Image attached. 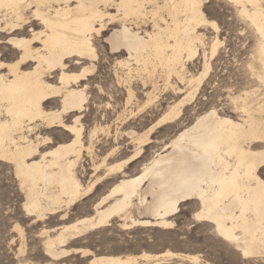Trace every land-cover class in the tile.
Segmentation results:
<instances>
[{"label": "snow or ice", "instance_id": "obj_1", "mask_svg": "<svg viewBox=\"0 0 264 264\" xmlns=\"http://www.w3.org/2000/svg\"><path fill=\"white\" fill-rule=\"evenodd\" d=\"M223 9V0H0V250L15 252L8 264H54L33 224L43 218L37 209L55 210L47 193L78 158L66 149L83 153L77 141L90 134L95 144L98 125L119 111L112 97L180 83L202 45L222 55L245 41L251 56L228 68L208 99L207 118L221 133L211 145L213 178L200 179L203 165L181 158L179 194L166 206L171 219L184 218L163 227L197 245L196 264H264V13L257 21Z\"/></svg>", "mask_w": 264, "mask_h": 264}, {"label": "bare ground", "instance_id": "obj_2", "mask_svg": "<svg viewBox=\"0 0 264 264\" xmlns=\"http://www.w3.org/2000/svg\"><path fill=\"white\" fill-rule=\"evenodd\" d=\"M239 2L240 8L237 12L239 16L254 13L257 21L262 19L264 9L260 7L261 0H256L254 9L251 8L252 0H239ZM215 39L220 45L217 36ZM217 50L218 47L214 54L210 47V57L208 60L204 59L203 70L198 75L181 78L179 84L186 85L188 87L186 91L189 92L181 100L169 105L157 122L144 133H138L127 119L134 118L152 103L155 98L153 94L156 85L152 87L151 92L144 91L147 100L142 106L136 104L135 90H132L130 94L129 89L124 90L126 95L122 105L116 97H112L115 101L114 109L119 108V111L113 112L112 125H98L100 132L94 145L91 134L87 144H84L82 139L77 141L83 149V153H88L87 161L83 160V153L80 152V149H73L72 147L66 149V155L77 153L78 158L72 161L69 171L63 176L57 189L47 193L51 204L57 207L55 210L52 207L38 208L37 211L43 218L38 216L33 223L48 220L50 224L51 221L49 220L53 218H56L58 222L67 221L69 209L75 206L77 202L89 197L99 187L107 188V191L93 205L91 217L79 219L72 224L61 223L56 227H49V229L42 231L46 236L43 243V245H47L44 251L45 256H47L48 249L53 252L52 256L47 257L49 261H53L54 264L59 262L63 264L62 261L68 256L80 255V259L83 261L91 257L87 264H138L137 257L101 256L99 254L95 255L96 253L94 254L86 249H76L68 246L78 243L87 232L108 226L109 222L114 219L122 221L120 224L122 230L131 228V226L165 228L163 227L164 224H171L168 218L172 214L168 211L166 205L171 197L179 194L173 187V181L175 179L174 173L180 167L178 161L181 158L203 165L204 174L199 177L200 179L206 177L211 180L213 178L212 168L215 161L213 160L214 151L211 145L221 133L215 129L212 121L207 118L208 113L212 110L206 111L192 124L178 131L159 150H153L151 156L142 161L139 174L133 175L134 171H129V168L133 163L143 158L146 147L157 143L156 140L150 137L155 129L176 122L179 119L184 103L194 98L195 92L208 75L211 69L209 60L216 56ZM195 56L196 54L188 62L192 61ZM205 65L207 66L206 72ZM185 80L187 83H184ZM163 84L164 88L172 90L174 95L182 92L170 81ZM75 111L79 112V108H75ZM102 114V120H106V114ZM116 121H120V123L117 124ZM79 136L82 137L83 133H79ZM74 139L76 138L74 137ZM67 143L71 146L73 141L68 140ZM102 143L105 146L100 148ZM124 143L132 146V154L122 161H117L118 151ZM205 145L208 147L206 148ZM83 179L88 181L83 183ZM132 213L135 214L132 215ZM141 216H145L147 219L140 218ZM126 220H129V223H126ZM166 255V253L159 256L142 254L139 257L146 260L147 264H163V260H165L163 256L166 257ZM168 256L182 258L194 264L197 259L196 256L172 253H168Z\"/></svg>", "mask_w": 264, "mask_h": 264}, {"label": "rangeland", "instance_id": "obj_3", "mask_svg": "<svg viewBox=\"0 0 264 264\" xmlns=\"http://www.w3.org/2000/svg\"><path fill=\"white\" fill-rule=\"evenodd\" d=\"M223 2L224 9L222 11V15H227L229 18L232 15L239 16V13H237L238 9H236L235 7H230L227 0H223ZM239 31L243 32L244 29L241 28L239 29ZM217 38L220 41V45L225 44V40L219 35H217ZM236 43L240 42L236 41ZM246 43L247 41L241 43L239 53L235 51V44H233L230 48H225L222 55L220 52V48L218 47L216 56L212 60H209L211 69L208 75L203 80L202 85L199 87V89L195 92L194 98H192L189 102L184 103L179 119L176 122L162 125L150 134V137L153 140H156L157 143L151 144L146 147L144 149L145 153L143 155V158L133 163V165L129 168V171H134L133 175H137L140 173V165L142 164V161L148 159L151 156V152L153 150H159L160 147L164 143H168L178 131L192 124L199 116H201L206 111L212 110L211 107L208 106V99L214 95L215 91L222 82V78L226 74L227 69L240 64V62L246 57L251 56V51H248L246 54H244ZM230 52L232 53L231 64L228 63ZM237 55L240 56V60L236 59ZM209 57L210 47L205 49L202 45L199 51V55H196L192 61L187 62L190 66L187 67L188 74L185 77L190 78L192 76L198 75L203 70L204 59L208 60ZM217 57H219V59ZM122 58L124 57H120V59ZM170 83L180 88L182 91L181 94L174 95V92L172 90H170L169 88H164L163 83H157L156 90L153 94L155 98L152 100V103L149 104V106L144 111H142L134 118L127 119L129 124H131L138 133L142 134L149 128H151L169 105L173 104L175 101L181 100L189 92L186 91L188 89L186 85L183 86L182 84L176 83L175 81H170ZM151 90L152 87L147 89L148 92H151ZM135 93V101L137 102L136 104L142 106L143 103H145L147 100L145 92L135 90ZM125 95L126 93H123V101L116 97L120 105L124 103ZM102 115L103 114L101 113V121H103ZM106 119H108L107 115ZM112 121L113 120H109L108 123L103 125H112ZM56 136L62 141H65L67 139L66 135L61 133H56ZM102 146H105L104 143L100 145V148H103ZM131 154L132 146L124 143L121 146L120 151H118L117 161H122ZM82 181H84L83 183H86L88 180L83 179ZM101 188L102 187H99L89 197L80 200L75 204V206H72L69 209L67 221L58 222L56 218H53L54 221L53 219L49 220L51 221L50 224L48 220H46L45 222H35L33 224L38 223L40 225L38 231L42 232L44 229H49V227H56L61 223L72 224L79 219L91 217L93 214V205L107 191V188ZM185 210H187V205L185 207ZM84 213H91V215H84ZM134 214L135 213H132V215ZM142 217L143 219H147V217L145 216H141L140 218ZM183 218V213H181L177 219L168 218V221L173 225H177L178 219L182 220ZM113 221H115V224L111 223ZM128 221L129 220H126V223H129ZM111 222H109L108 226H104L87 232L84 237L79 240L78 243L72 244L68 247H73L76 249H86L94 254L96 253L95 255L99 254L101 256L137 257L138 264H147L146 260L139 257L142 254L159 256L166 253V257L163 256V258L165 259L163 260V264H194L182 258L168 256V253L196 256L197 258H200L202 256V253L197 251V245H195L188 236L184 235L183 230L179 227L173 229L166 227L158 228L131 226V228L122 230V228L120 227L122 221L114 219ZM121 233H126V236L121 235ZM44 240L45 238L42 240V245L44 243ZM9 257L15 258V252H13L11 249H8L7 251L0 250V259H3L5 261V264H8ZM90 259L91 257H88L85 261L88 263ZM80 261H83L80 259V255H70L62 262L63 264H79ZM58 264H60V262Z\"/></svg>", "mask_w": 264, "mask_h": 264}]
</instances>
